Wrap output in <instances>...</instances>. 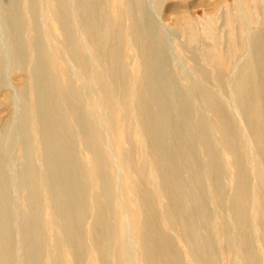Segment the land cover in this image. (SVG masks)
I'll return each mask as SVG.
<instances>
[{
	"label": "bare ground",
	"instance_id": "bare-ground-1",
	"mask_svg": "<svg viewBox=\"0 0 264 264\" xmlns=\"http://www.w3.org/2000/svg\"><path fill=\"white\" fill-rule=\"evenodd\" d=\"M170 1L192 76L147 0H0V264H264V0Z\"/></svg>",
	"mask_w": 264,
	"mask_h": 264
},
{
	"label": "rangeland",
	"instance_id": "rangeland-1",
	"mask_svg": "<svg viewBox=\"0 0 264 264\" xmlns=\"http://www.w3.org/2000/svg\"><path fill=\"white\" fill-rule=\"evenodd\" d=\"M214 1L215 0H171L170 3L174 7H181L182 13H180V14H183V15H186V16H192V17L201 19V17H203L205 14L212 13L213 10H212L211 5L214 3ZM226 1H227V3H232L233 2V0H226ZM151 3H152L153 7L150 6ZM147 6H148L149 12L155 17L157 22L160 24V27H161V29H160L161 31L160 32L162 33V35H163V37L165 39V43H166V45L168 47V52H169L168 56H170L169 59H172L171 61L176 64L178 70L180 69V71L188 73L190 76H192L190 74V72H189V69L188 70L186 69L188 67L183 62L181 53L179 54L175 50V48H173L174 47L173 44H172L173 43V36L169 33L171 35V37H170V35L168 34V28L170 27L169 26V21L167 22V25L165 24L164 20H162V22H160L161 20L159 19L160 18L159 17V13H161L162 11L158 10V7L154 3V0H151V2H149V0H147ZM153 10L156 11V15L157 16H155V12L154 13L152 12ZM177 14L178 13H176V12L175 13L171 12L170 13V17L171 18L175 17ZM156 17H158V19ZM162 24L166 25L165 29H167V30L164 29V25H162ZM227 30H228V28H227V25L225 23L224 18L220 19V21H219V31H220L221 38H225L226 37ZM165 31H167V32H165ZM167 34H168L169 37L167 36ZM180 39H182L181 41H183V38H180ZM170 40H171V42H170ZM169 42L171 43V45L173 47H171ZM209 45H210V40L207 37H204V38H202L200 40L199 43L193 45V47H191L188 50V54L189 55L193 54V55L198 56L199 59H200V62L202 63L203 66L210 67L207 64V62H205V60L203 58L204 57L203 54H204V52H206L208 50ZM172 48H173V50H172ZM175 59L178 60V63H177V60H175ZM178 64H180L182 67L181 66L179 67ZM183 67L184 68L186 67L184 71L182 70ZM192 83H194V82H192Z\"/></svg>",
	"mask_w": 264,
	"mask_h": 264
}]
</instances>
